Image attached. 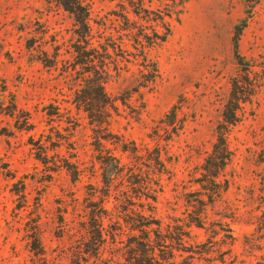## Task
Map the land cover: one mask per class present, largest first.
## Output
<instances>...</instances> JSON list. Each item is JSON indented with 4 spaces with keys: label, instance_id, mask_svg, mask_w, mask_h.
<instances>
[{
    "label": "rangeland",
    "instance_id": "obj_1",
    "mask_svg": "<svg viewBox=\"0 0 264 264\" xmlns=\"http://www.w3.org/2000/svg\"><path fill=\"white\" fill-rule=\"evenodd\" d=\"M84 1L93 47L111 39L123 48H110L105 87L115 108L103 126L75 102L95 75L77 64L75 46L85 44L75 16L60 0H0V264H35L34 226L51 263L78 264L73 252L101 201L114 220H105L104 262L88 264H129L142 213L164 233L181 229L183 244L165 251L175 248V264H264V0ZM248 77L258 87L250 100L241 96L228 132L232 160L214 194L206 161L233 83ZM118 139L142 159L124 154ZM155 149L165 164L157 201L131 191L130 206L129 169L146 173ZM111 233L120 235L116 246Z\"/></svg>",
    "mask_w": 264,
    "mask_h": 264
},
{
    "label": "trees",
    "instance_id": "obj_2",
    "mask_svg": "<svg viewBox=\"0 0 264 264\" xmlns=\"http://www.w3.org/2000/svg\"><path fill=\"white\" fill-rule=\"evenodd\" d=\"M60 1L61 6L75 16L77 23L81 27L80 38L83 40L85 45L83 46L80 43L81 40H79V44L75 46V52L77 54L76 59L78 60L77 64H80L79 59H81V64H88L90 66L89 68L92 69L90 72L93 71V74H95L93 77L89 76L88 78L82 80L86 85L77 91L75 102L79 110L83 109L84 112L88 114L91 124L103 126L105 123L107 124L110 122L111 109L115 108V99L108 94L105 87V84L110 76V67L107 64V60L111 59L110 48H113L114 50L118 49L120 52H123L122 45L115 47L111 45V39H107L108 43L99 45V48L93 47L92 40L94 35L93 27L91 25V12L86 6L85 1ZM118 68L119 67L116 66V70H118ZM245 85L248 87L244 88ZM257 87V81L255 79H251L250 77H248L245 83H241L239 81H235L233 83L230 100L226 105L225 113H227L225 114V123L221 125L220 130L218 131V139L214 144L213 153L209 155L205 165V181L212 184L213 189H215L213 191L214 194H216V188L220 185L218 180L220 175L224 172L232 160V151L230 150L228 144V132L229 127L236 125L238 122V111L240 110L242 100L241 96L246 95L245 100H250L255 94ZM117 144L122 146V152L124 154L130 153L136 159H142L140 150L136 145H133V147L122 145L124 143L121 139H118ZM161 156V151L155 149V152L152 153L151 165L148 166L149 170L146 173H144L142 169L137 168V166H135V168H137L136 171L134 167L129 169L130 175L127 181V183H129L127 185L129 191L126 192V203H128V205L135 206L137 203L133 200H135V196H139V194L144 196L146 201L152 200L156 203V194L158 193L157 190L161 182L160 176L165 171V164L163 163ZM113 160L118 161V165L121 166L120 171L127 169V164H122L121 159L113 157ZM73 174V179H78L79 172L74 170ZM111 183L112 180H109V178L105 176V184L108 193L111 191ZM123 184L124 182H122V185ZM131 191L135 194V196H132ZM217 192L220 193L219 190ZM103 202L104 201H101L100 203H92L94 205L89 215L90 221L88 226L84 227V233L81 235L82 243L79 244L77 249L73 252L78 264H82L81 260L88 264L90 258H94L95 261L104 262L103 257L108 244V232L106 230L105 220L108 217H110V221H113L114 219L110 216L108 209L102 205ZM139 204L140 208L144 211L145 207L149 206L150 203L147 202ZM204 206L205 205H202V211L199 213L200 215L195 218V221H193L200 226L205 220L203 215L206 214L207 209H204ZM153 217L154 216H146L142 213L139 215V219L134 223V230H139L141 235H135L133 237V243L128 246V251L126 253L130 255L128 260L129 264H175V248H172L170 254L165 251L166 249L169 250V248L173 246L172 244H174V242H178V245L183 244L184 235L179 232L181 229H177V234L174 233L177 230H168V233H164L161 222L158 221L159 223H155V219H153ZM118 220L119 219L116 221ZM152 224H155L157 227L154 229ZM64 226L68 225L65 224ZM67 229L64 228V230ZM69 231L70 230H68V232ZM152 233L155 238L152 237ZM111 234L112 243L116 246L118 243L117 238L120 235L117 233ZM40 235L41 231L37 226H34L31 229V235H29V239L31 240L30 248L34 253L35 264H56L51 263L48 259ZM174 236H177V238ZM113 249L116 251L120 250L116 248ZM158 251L163 253V256L159 255L157 253ZM111 262L113 261L109 260L105 264H112Z\"/></svg>",
    "mask_w": 264,
    "mask_h": 264
}]
</instances>
